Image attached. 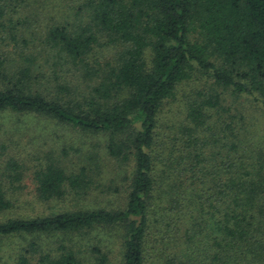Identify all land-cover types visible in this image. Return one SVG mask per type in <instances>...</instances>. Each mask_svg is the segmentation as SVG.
I'll return each mask as SVG.
<instances>
[{"label":"trees","instance_id":"16d2710c","mask_svg":"<svg viewBox=\"0 0 264 264\" xmlns=\"http://www.w3.org/2000/svg\"><path fill=\"white\" fill-rule=\"evenodd\" d=\"M19 5L0 0V116L81 141L32 167L0 143V215L25 178L70 201L0 221V264H112L115 245L117 264H264V0H81L44 27Z\"/></svg>","mask_w":264,"mask_h":264},{"label":"rangeland","instance_id":"374dc122","mask_svg":"<svg viewBox=\"0 0 264 264\" xmlns=\"http://www.w3.org/2000/svg\"><path fill=\"white\" fill-rule=\"evenodd\" d=\"M80 1L81 0H26V6L30 5L31 10L25 7L27 10L24 14L28 16L31 14L32 10H34L32 8H36L37 10L34 11L41 16L39 21H42V23L39 24L44 27L45 24L43 21H47L50 24L63 22L65 20L69 21L73 14V11L71 14L68 12L69 6H76ZM23 7L24 5H19L16 8L17 13L14 15L15 17L13 16L15 21H18L21 17V10L25 9ZM80 141L81 140H79L74 134L66 133L65 130L58 131L53 124L39 121L36 118L15 114H5L0 116V143L6 142V145L8 146V154L22 160L29 167H32L35 164V157L40 156L42 151L46 152L47 150L52 149L55 151L54 153L56 156L61 157L63 149H65V154L73 156L75 154V148L80 145ZM83 148H86V146H83ZM76 156L78 157V153H76ZM108 172L109 170L103 169L96 180L102 177L101 183L107 182L109 179V176L107 175ZM117 182L122 184L123 179L118 178ZM23 184L26 185V188L16 194L18 202L14 213L23 212V214L41 215L47 214L52 210L57 211L69 209V199H67L65 203L52 202L50 204H42L36 200L33 188L30 186L27 178H25ZM104 200L105 201L99 200L100 204L113 210L121 208L125 203V199H123L122 196L114 195V193L113 195L105 196ZM91 205L94 206V201L91 202ZM11 215H0V221L12 217ZM112 237H115L114 233H112ZM15 244L16 243H13L12 246ZM5 245L7 247L9 246L7 242H5ZM118 251V245L113 246V255L111 257L112 264H117L118 262Z\"/></svg>","mask_w":264,"mask_h":264}]
</instances>
